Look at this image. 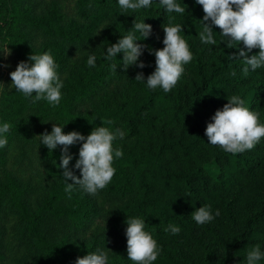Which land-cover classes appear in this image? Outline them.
I'll use <instances>...</instances> for the list:
<instances>
[{
	"label": "trees",
	"instance_id": "16d2710c",
	"mask_svg": "<svg viewBox=\"0 0 264 264\" xmlns=\"http://www.w3.org/2000/svg\"><path fill=\"white\" fill-rule=\"evenodd\" d=\"M72 1L73 8L64 0H0V64L6 46L17 65L50 52L63 82L55 107L46 100L31 103L35 93L26 98L9 86L0 92V126L11 125L0 148V264H76L98 249L108 264H135L127 254L126 221L132 218L144 220L157 242L152 264H247L250 248L264 252V137L254 149L232 154L205 135L233 95L264 124V66L249 67L245 76L243 59L230 58L244 46L234 42L229 49L218 27L216 43H202L205 13L196 0H176L183 14L168 13L160 0L139 10H123L118 0ZM135 19L153 29L147 40L135 33L137 43L157 50L164 47L163 25L182 26L193 58L170 92L148 88L156 64L147 50L138 61L143 69L125 72L123 53L106 59L107 48L128 35ZM89 55L95 67L88 66ZM138 72L145 81L135 80ZM54 123L65 134L85 137L103 126L125 133L113 142L123 151L122 158L114 156L115 175L96 195L79 185L65 191L62 146L50 152L38 137L51 133ZM80 147H69V169L82 178L75 168ZM204 205L220 215L199 225L191 214ZM169 225L179 234L165 231Z\"/></svg>",
	"mask_w": 264,
	"mask_h": 264
},
{
	"label": "clouds",
	"instance_id": "9594fccd",
	"mask_svg": "<svg viewBox=\"0 0 264 264\" xmlns=\"http://www.w3.org/2000/svg\"><path fill=\"white\" fill-rule=\"evenodd\" d=\"M152 0H118V4L123 10H139L150 7ZM168 13L183 14L185 8L181 7L176 0H160ZM196 3L203 8L205 13L202 24L203 30L198 33V38L204 44H215L213 37V26L222 30L221 35L227 38V47L231 49L233 43L237 42L244 47H239L238 55L230 56L233 60L243 59L246 65L243 73L246 76L249 67L256 70L264 66V0H196ZM165 37L162 49H151L146 44L137 43L135 33L139 32L147 40L152 34V26L145 21L133 22L132 30L128 35L120 38L117 43L111 44L106 52V59L111 60L117 54L123 53L121 63L126 72L129 67L135 66L140 69L146 67L143 62H139L144 51L155 56V71L147 77V86L155 90L158 86L165 92H170L179 81L184 72L183 65L191 62L192 53L188 43L180 35L182 26L170 23L163 25ZM246 49V51L244 50ZM254 49H259L258 54L249 55ZM29 62L21 61L15 71L10 73L11 84L17 91L22 92L26 98L34 99L31 103L46 100L53 107L59 105L61 100V81L56 69L58 65L50 52L44 54H32L28 57ZM95 55H89L87 64L95 67ZM9 65L0 64V68ZM116 69V65L112 66ZM231 75L235 76L233 71ZM136 81H145L143 72H138ZM2 84V83H0ZM228 103L222 109L215 112L211 118L212 122L207 124L205 135L211 145H219L224 151L232 154L243 153L252 150L264 137V124L259 122V114L250 111L245 107V101L239 96L227 97ZM111 124V121H104L103 124ZM11 129L9 123L0 126V148L7 145L4 134ZM125 133L121 129L111 131L108 127H95L90 135H84L73 131L65 134L63 127L53 124L51 133L45 131L40 138L41 144L47 147L50 152L62 146L61 167L63 171V181L66 183L65 191L71 193L73 187L79 185L91 195H96L98 190L104 189L113 179L116 169L112 166L115 158H122V149H114L113 142L117 138L123 139ZM80 143L79 159L75 168L80 170V177L76 176L69 169L73 156L69 154V147ZM71 180L73 183H68ZM217 209L215 216H219ZM211 207L204 205L197 208L191 218L199 225L211 222L215 219ZM127 254L129 260L135 264H152L156 261L160 253L156 240L152 235L144 230L145 221L139 218L127 219L126 221ZM165 231H171L173 235L179 234L180 228L169 225ZM264 258V252L259 245L247 251V264H258ZM76 264H108V256L102 250L89 253L84 257H78Z\"/></svg>",
	"mask_w": 264,
	"mask_h": 264
},
{
	"label": "rangeland",
	"instance_id": "374dc122",
	"mask_svg": "<svg viewBox=\"0 0 264 264\" xmlns=\"http://www.w3.org/2000/svg\"><path fill=\"white\" fill-rule=\"evenodd\" d=\"M64 4H65V6H69V7L72 6V8L74 7V3L72 0H64ZM72 13H74V10L72 11ZM1 57H2V63L1 64L9 65V67L0 68V83H2V84H0V92L5 86H9L10 88H14L11 86V84L13 82L11 81L10 73L12 71H15V69L17 67L15 59H14L13 55L11 54L10 50L7 48V46L3 47L2 52H1ZM73 63L74 62H72L71 64H73ZM211 170L215 175H217L219 173V169L217 167H213ZM9 232L10 233H9V237L7 240L6 252L11 249V246H12L11 244L13 241L12 237L15 233L14 228L11 227Z\"/></svg>",
	"mask_w": 264,
	"mask_h": 264
}]
</instances>
